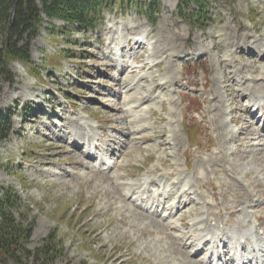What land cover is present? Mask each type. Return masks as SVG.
<instances>
[{"label":"rangeland","instance_id":"obj_1","mask_svg":"<svg viewBox=\"0 0 264 264\" xmlns=\"http://www.w3.org/2000/svg\"><path fill=\"white\" fill-rule=\"evenodd\" d=\"M157 1L155 24L141 11L155 0L106 10L95 31L45 16L31 62L12 61L0 77V115L10 114L14 131L0 142V196L5 187L22 196L14 213L33 223L29 250L53 235L61 252L23 264H210L224 243L185 249V218L199 238L210 239L207 228L220 237L253 230L248 244L264 243V122L249 116L256 97L244 99L264 95L254 51L264 50V0H209L206 30L181 15V0ZM82 135L91 138L70 150ZM182 173L178 191L192 185L196 202L181 212L176 201L144 212L145 190L123 195L157 178V197Z\"/></svg>","mask_w":264,"mask_h":264},{"label":"trees","instance_id":"obj_2","mask_svg":"<svg viewBox=\"0 0 264 264\" xmlns=\"http://www.w3.org/2000/svg\"><path fill=\"white\" fill-rule=\"evenodd\" d=\"M136 0H0V77L8 74L12 61L31 62L32 42L39 35L44 16L57 18L74 25L81 32L95 31L103 23V14L115 6H125ZM209 0H181V15L206 30L213 18ZM141 11L153 24L159 7L158 1L142 3ZM155 10V11H153ZM67 54V53H66ZM13 80V77H11ZM10 114L0 115V142L9 139L13 128ZM22 196L13 187H5L0 196V261L23 264V259L36 262L55 261L60 255L55 236L46 238L36 250L27 248L33 232V223L25 225L14 211L20 210ZM43 264V263H40Z\"/></svg>","mask_w":264,"mask_h":264},{"label":"bare ground","instance_id":"obj_3","mask_svg":"<svg viewBox=\"0 0 264 264\" xmlns=\"http://www.w3.org/2000/svg\"><path fill=\"white\" fill-rule=\"evenodd\" d=\"M136 40L138 41V39H136ZM254 51H259L260 52L259 58L264 61V57L261 56V54H263V52H264L263 48L258 45L257 46V50H254ZM223 62L224 61H222V63ZM122 67H123V69L125 68V66H122ZM122 67H121V69H122ZM132 67L133 66H131V68ZM121 69H120V71H121ZM121 72H123V71H121ZM225 79H227V78H225ZM229 79L230 80H233V76L232 77L229 76ZM247 93H249V94H248V96L246 95V97H244V99L250 97V99L252 101L256 97V99H254V103L247 104V106H248V111H250L249 116L254 121L255 125H257L258 122H259V120H261V121L263 120L264 121V102H262L263 104L260 105V107H259L260 109L258 108V110L255 109V106L254 105L256 103L257 98L263 97L264 95H260V94L259 95H256L255 92H252V94L254 93L253 94L254 97H252L251 92L248 91ZM258 116H260V119L257 118ZM248 120H250V119H248ZM234 121H236V120H234ZM257 128H259L258 129L259 133L261 132V135L258 136L260 138V136L264 135V124L262 126L257 127ZM89 138H91V136L90 137H86L85 135L80 136L78 139H76V140L73 141V143L71 144V146H69L70 147L69 149L72 150V151L79 149L80 145L82 143H85L86 144V142L88 141ZM228 139H231V138H228ZM253 139H255V138H253ZM90 151L91 152L88 155H86V157L92 158V156L95 155L97 152L96 151L95 152H92V150H90ZM234 154H235V151L229 150V155H232L233 156ZM114 165H116V162L113 164V166ZM232 171H233V169H232ZM233 172L236 174L235 171H233ZM182 175H183V173L180 175V177H179L178 180L173 181L166 189H165V187H166L165 185H167V184L164 183V189L162 190V192H160V193L157 194V197H156L155 194H153V190L151 189V186H148V187H146L144 189L145 191H147L148 193H150V198H149L150 201L156 202V198H158V197L163 198V200L156 205V212L157 213L161 209L165 208L167 206V203L170 202V201H176V210H175L174 213L183 211L189 204H192V205L195 204L196 198H194V193L192 191L193 190L192 185L191 186H188L186 189L182 190V193L181 194L178 191V190L181 189L180 186L182 185V183H183V181L185 179V177H183ZM161 176L162 177H169V178L170 177H172V178L175 177L174 173H172V172L171 173L170 172H168V173H162ZM246 176H248L247 173H246ZM157 181H158L157 178H152L151 180H147L146 182L148 184H154ZM196 187H198V189H200L199 186H196ZM141 191H142L141 184H139V185L136 184V185H133L123 195L125 196L126 199H128V194L140 193ZM164 193H166V194L164 195ZM187 197L190 198L191 201H189L188 203L183 202L184 198H187ZM158 200L160 201L159 198H158ZM149 214H151V212ZM181 220L183 221L184 229L182 231L183 235H181L180 239L186 238L187 240H190V244H184L185 245V249H187L189 246L195 245L196 243H198V244L201 243L202 244L200 250H202L203 248L208 247L210 245V242H209L210 240L209 239H204L203 240L204 237H202V238L196 237L193 233H191L190 231L187 230L188 223L186 221V218H185L186 224H184V220L183 219H181ZM198 220H199V218H198ZM241 224H242V222H240V225ZM169 228H171L173 230L176 229V227H169ZM205 233H206L205 235L212 236V237L214 236L215 237L216 236L215 234H217V231L214 228H207V229H205ZM252 235H253V232L251 230L243 231L242 234L240 235V239L241 238H245V237H249V236H252ZM235 237H236V235L223 234L221 238H222V240L223 239L224 240H230V239L235 238ZM245 253L246 252H243V254H245ZM227 255H228V251L224 248V250L222 251V253H220V256H227ZM231 258H235V255H233ZM209 262H210V258L208 260V263Z\"/></svg>","mask_w":264,"mask_h":264}]
</instances>
